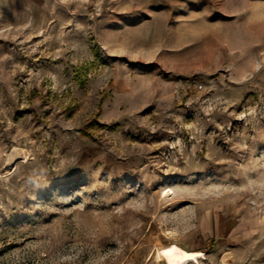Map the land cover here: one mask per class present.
I'll return each instance as SVG.
<instances>
[{
	"label": "rangeland",
	"instance_id": "rangeland-1",
	"mask_svg": "<svg viewBox=\"0 0 264 264\" xmlns=\"http://www.w3.org/2000/svg\"><path fill=\"white\" fill-rule=\"evenodd\" d=\"M51 27L0 50V264H264V0Z\"/></svg>",
	"mask_w": 264,
	"mask_h": 264
},
{
	"label": "crops",
	"instance_id": "crops-1",
	"mask_svg": "<svg viewBox=\"0 0 264 264\" xmlns=\"http://www.w3.org/2000/svg\"><path fill=\"white\" fill-rule=\"evenodd\" d=\"M69 2L74 0H0V50L5 38L50 32Z\"/></svg>",
	"mask_w": 264,
	"mask_h": 264
},
{
	"label": "bare ground",
	"instance_id": "bare-ground-1",
	"mask_svg": "<svg viewBox=\"0 0 264 264\" xmlns=\"http://www.w3.org/2000/svg\"><path fill=\"white\" fill-rule=\"evenodd\" d=\"M12 163V162H11Z\"/></svg>",
	"mask_w": 264,
	"mask_h": 264
}]
</instances>
